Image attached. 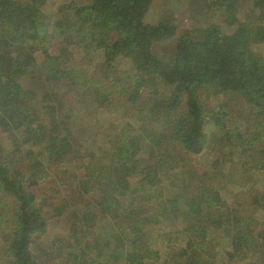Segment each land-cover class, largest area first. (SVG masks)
Instances as JSON below:
<instances>
[{
  "label": "trees",
  "instance_id": "16d2710c",
  "mask_svg": "<svg viewBox=\"0 0 264 264\" xmlns=\"http://www.w3.org/2000/svg\"><path fill=\"white\" fill-rule=\"evenodd\" d=\"M217 3L236 13L232 0ZM152 7L153 0H0V233L8 231L0 240L9 264L58 259L40 240L63 221L69 235L88 232L89 254L113 249L121 237L119 261L106 264H264V188L258 190L264 179V0L250 1L262 27L252 28L249 39L233 32L198 40L187 33L168 59L156 48L175 37L177 26L150 20ZM81 55L89 72L75 67ZM87 81L93 87L76 88ZM100 84L115 88L120 109L142 116L163 147L149 150L148 162L132 157L89 169L91 157L87 171L70 172L65 159L81 162L72 133L81 130L70 124L88 110L102 125L98 109L109 100ZM236 98L242 116L221 131ZM37 131L43 137L33 140ZM17 150L23 153L18 160L6 157ZM53 166L64 177L59 187L76 204L35 197L32 175ZM167 179L175 183L171 197L150 194L153 183ZM136 182L150 195L131 193ZM195 191H206L204 203L194 202ZM171 201L177 205L169 209ZM112 202L123 214L109 208ZM160 208L171 221L159 226ZM196 233L209 238L207 246L194 243Z\"/></svg>",
  "mask_w": 264,
  "mask_h": 264
},
{
  "label": "rangeland",
  "instance_id": "374dc122",
  "mask_svg": "<svg viewBox=\"0 0 264 264\" xmlns=\"http://www.w3.org/2000/svg\"><path fill=\"white\" fill-rule=\"evenodd\" d=\"M250 1L251 0H232L236 13L231 14L218 5L217 0H153L150 20L156 21L163 19L174 22L178 30L171 41L160 44L156 48V53L163 59L172 58L177 39L187 33L192 36L193 39L198 40L202 35L205 38V35L219 36V34L233 32H235L234 34L236 35H242L245 39H249L252 28L262 27V21L259 19L261 16H257L258 13L250 9ZM213 32H216V35H209L213 34ZM199 42H201V40ZM58 50H64V52H66L64 58H71L70 50L67 47L60 45ZM75 61L77 62L75 67L82 68L85 73L86 71H90V64L88 68L87 62L83 60V55H81L80 58L78 57ZM128 66L129 64H126V67ZM14 82H16V79L13 80V84ZM78 87L76 88L80 90V88L84 87H93V84L90 81L80 82ZM98 88L102 89L109 100L104 107L98 109L101 111L99 120L102 122V125H95L94 121L89 119L87 116L88 110L83 111L78 117H73V123L71 122L70 124L71 129L78 128L81 130L80 135L72 131L75 138L78 140L81 162L78 163L65 159L64 163H67L65 165L68 166L70 172L87 171V169L85 170V166L89 164V158L91 159V157L93 158L91 160L92 167H89V169L97 168L98 164L106 165L111 161L114 163L124 162L129 158L132 159V157L135 159L137 158L139 161L143 160L148 162L149 158L147 156H149V150L152 149L155 153H160L163 147V141L157 136H154L153 132L151 135L149 134L148 128L151 127L143 122L142 116H138L137 118L133 111L120 109L123 107V100L115 88L101 84L98 85ZM242 111V100L236 98L234 103L232 102L228 105V109H226L224 113V119L222 120V123L224 122V128L222 126L219 129H221V131H226L227 123L242 116ZM16 122L17 120L14 119L11 124ZM107 123L108 125H112V127L106 126ZM146 126L148 128H146ZM123 127H125V129ZM43 133L42 131H37V134L35 136L33 135V140L43 137ZM8 156L10 160H18L19 157L23 156V153H19L17 150L12 151V153H7L6 157ZM24 163L26 164L27 161ZM22 166L25 168L26 165ZM32 177L38 182L37 186L32 190L35 197L38 198V201H45L48 203L51 201L55 205H60L64 202L71 205L77 203L65 196V187H59V181L64 179L63 175L60 173L59 166H57V168L55 166L47 167V170L41 169L34 173ZM259 179L263 181V184L261 183V186L259 185L261 189L258 190H262V188H264V179ZM147 184H149V182ZM166 184L169 186L168 189L165 188ZM153 185H155V189L151 190L152 192H150V194L161 197L160 199L162 201L166 200L168 196L171 197L172 195H170L169 192L175 188V183L169 181V179L159 186L157 182L153 183ZM146 190L149 194L147 185L136 182L131 193L143 195L142 193H145ZM57 191H61V193ZM191 195L194 196L195 203H204L205 200L203 198L207 196L206 191H195ZM196 195L198 197H196ZM87 202L86 200L83 201L85 204H87ZM176 205V202L171 201L168 207L170 209ZM109 208H113L119 211L120 214H123V209L114 202L109 204ZM210 213L212 214L213 211L211 210ZM122 216L123 215H121V217ZM167 216L168 212L166 213L164 209L160 208L159 211L156 212V223L159 224V226L163 225L161 224L162 219H164L163 221H165L166 224L169 223L171 219H168ZM68 226L67 222L63 221L54 229H50L51 227H49L46 235L41 238L40 241L42 242L43 249L47 250L51 256L55 253V256L59 254L58 259L56 258L55 261L46 262L44 264H95L101 258L104 259L103 264H106L107 261H109V263L119 261L115 256L121 251L120 249L123 248L121 237H116L113 249H108V247H106L103 251L89 254L87 245H89V240H91V238L89 239L88 232L80 231L79 234L74 237L73 235H69ZM6 234H8L6 229H3L0 233V235ZM204 235L205 234L202 233H196L193 239L197 246L208 245L207 240L209 238L206 237L204 239ZM219 241L220 239L217 237V249L219 247ZM3 242L4 240H0V264H9L12 262V258H9V260L2 258ZM144 258L151 261L155 260L154 256L151 258V255L148 253L144 254Z\"/></svg>",
  "mask_w": 264,
  "mask_h": 264
}]
</instances>
